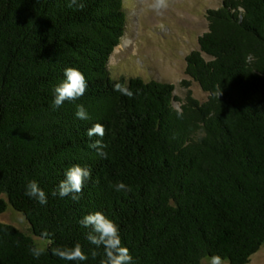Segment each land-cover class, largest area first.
<instances>
[{"label":"trees","instance_id":"16d2710c","mask_svg":"<svg viewBox=\"0 0 264 264\" xmlns=\"http://www.w3.org/2000/svg\"><path fill=\"white\" fill-rule=\"evenodd\" d=\"M223 1L207 10L208 30L186 56V74L208 97L189 90L177 108L172 83L112 71L123 0H84L82 10L67 0H0V214L11 205L49 241L40 247L0 221V264H100L103 247L80 223L97 210L118 225L131 264L250 262L264 244V0ZM67 67L85 75L86 92L53 108ZM116 82L133 97L114 91ZM79 104L87 120L76 117ZM96 123L107 158L89 147L101 139L86 134ZM75 164L91 169L80 199L53 196ZM30 180L46 204L25 195ZM117 182L131 191L117 192ZM76 243L87 260L53 254Z\"/></svg>","mask_w":264,"mask_h":264},{"label":"rangeland","instance_id":"374dc122","mask_svg":"<svg viewBox=\"0 0 264 264\" xmlns=\"http://www.w3.org/2000/svg\"><path fill=\"white\" fill-rule=\"evenodd\" d=\"M123 2L127 12L126 31L110 59L115 75L172 83L174 94L179 98L174 102L177 108L189 90L198 100L205 101L208 94L186 74V56L199 48V36L208 30L207 10L220 7L224 1L168 0V8L160 14L148 8L150 0ZM115 75L112 77L117 78ZM183 81H188L189 85ZM0 221L13 224L31 235L38 246L48 245L47 239L32 233L24 215L11 205L0 214ZM221 261L228 264L227 259ZM202 264H212V258L205 257ZM248 264H264V244Z\"/></svg>","mask_w":264,"mask_h":264},{"label":"clouds","instance_id":"9594fccd","mask_svg":"<svg viewBox=\"0 0 264 264\" xmlns=\"http://www.w3.org/2000/svg\"><path fill=\"white\" fill-rule=\"evenodd\" d=\"M67 3L70 8L82 10L85 7L84 0H67ZM147 6L157 14H160L168 8L169 4L168 0H150ZM64 75L65 79L55 88L53 108L61 107L65 101H75L86 92L87 81L85 75L79 69L67 67L64 70ZM113 89L130 98L134 95L133 91L124 83H114ZM221 94L220 91L219 96ZM75 115L81 120L89 118L83 104L77 105ZM86 134L90 138L93 136L101 138L92 141L89 147L95 149L99 157L107 158L108 153L105 150L107 145L102 140L105 135V127L101 123H96L87 130ZM90 177L91 169L89 167L75 164L66 170L65 178L60 181L57 191H53L52 195L59 194L61 197L71 195L73 200L78 201L84 183ZM114 188L117 192L131 191V187L124 182H117ZM25 195L35 198L42 205L47 203L46 194L36 180H30L27 183ZM80 223L90 229L86 236L88 242L96 246V248L103 247V258L100 264H131L133 258L130 250L122 244L119 227L113 219L104 212L97 210L85 215ZM43 251V249L34 248L32 249V254L38 258L43 254ZM53 254L66 261H85L89 258L80 243H76L70 248L53 249ZM90 254L92 258L98 255L95 249L91 250ZM212 264H222L220 257H213Z\"/></svg>","mask_w":264,"mask_h":264},{"label":"crops","instance_id":"0c3cea01","mask_svg":"<svg viewBox=\"0 0 264 264\" xmlns=\"http://www.w3.org/2000/svg\"><path fill=\"white\" fill-rule=\"evenodd\" d=\"M258 251H259V250H258ZM258 251H257V252H258ZM257 252H256V253H257ZM256 253H255V254H256ZM247 264H248V263H247Z\"/></svg>","mask_w":264,"mask_h":264}]
</instances>
